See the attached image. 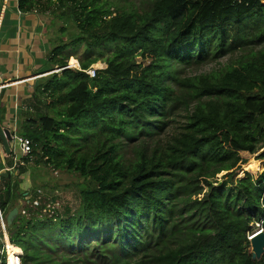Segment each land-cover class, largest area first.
Wrapping results in <instances>:
<instances>
[{
  "label": "trees",
  "instance_id": "obj_1",
  "mask_svg": "<svg viewBox=\"0 0 264 264\" xmlns=\"http://www.w3.org/2000/svg\"><path fill=\"white\" fill-rule=\"evenodd\" d=\"M16 5L21 13H48L56 30L46 61L54 70L66 67L67 51L81 45L87 53L111 50L94 76L86 70L103 64L85 55L79 69L32 84L37 104L52 107L41 97L63 89L68 103L53 116L18 123L16 133L32 144L15 172L8 169L13 152L5 154L0 142V211L24 202L6 224L7 264H19L14 254L21 264H264V252L252 259L248 236L257 223L264 233V0ZM70 25L75 32L65 38ZM245 48L220 73L178 77L172 71V61L201 64ZM146 58L152 60L143 66ZM178 105L186 111L180 130L164 142L142 140L124 157L121 137L151 134ZM32 155L36 166L77 175V210L65 206L48 216L41 197L34 204L36 188L24 176ZM240 172L245 177L238 179Z\"/></svg>",
  "mask_w": 264,
  "mask_h": 264
},
{
  "label": "rangeland",
  "instance_id": "obj_2",
  "mask_svg": "<svg viewBox=\"0 0 264 264\" xmlns=\"http://www.w3.org/2000/svg\"><path fill=\"white\" fill-rule=\"evenodd\" d=\"M134 1H137V0H134ZM6 8H7V13H6L7 19L5 23H8V25H11L10 19L15 18L14 17V13L16 9L15 0H10ZM35 14L38 16V18H41V19L43 18V22H46L45 28H44L45 31L43 30L44 32H39L38 36L40 38H49V39L55 38L53 34L56 30V27L54 25H47L49 24L48 23L49 16H47L48 13H44L43 14L44 16H42L39 13H35ZM21 17H22V22H21L22 29H21V42L19 44V52L17 54L15 51L17 46L15 43L14 32L13 30H11L8 37L3 38L4 53L3 54L0 53L1 54L0 55V68L4 72H6L4 75L6 76L8 75L7 80H11L13 78L19 79V78H23L26 76L30 77L29 79L26 78L25 80L29 83H23L22 85H20L18 89L19 95L23 96V95L28 94L26 93L28 92V90L31 94L33 92L32 84L35 81L38 82L39 80H42L43 79L42 77L51 74L54 69L50 68V63L48 61L45 62L44 60L42 64L40 63L41 62L40 60L44 58V55L46 57V60L48 59V49L50 48L49 43L44 48V50H40L39 49L40 40L36 37L35 41L32 42L33 48L30 49L31 52L30 53L28 52L26 39L30 40L32 37V33L31 31L28 30L27 26L28 24L36 26L37 20L34 19L33 17H32L33 19L29 18L28 16H26V14H23ZM74 32H75V28H73V25H70V28L65 35V38H68L69 35ZM261 46H262L261 44H257L253 48L259 49ZM110 50L111 48L107 47L106 49H101V51H94L92 53H87L83 45H81L75 50L67 51L68 54L70 55L67 60V66H69V64L71 65V61L69 63V59L71 57L76 59L78 62V58H82L85 55H87V56L100 57V62L103 64V66L101 67V64L97 62L95 64L97 65L96 67L92 65L93 68L95 69L105 68L106 64L102 62V58L105 57ZM246 50H249V48L237 50L233 53L227 54L226 56L220 57L217 60L207 59L205 63H201V64L186 65V64H180L175 61H172L171 63L172 71L178 77H185V76L188 77V76H194V75H199L202 73H210V72L220 73L224 70L225 66L229 64L236 65L237 61L240 59L241 54L246 52ZM39 56L43 58H40V59L37 58ZM151 60H152L151 58L144 59L142 61V65L147 66L151 62ZM15 61L17 62L15 63ZM137 62H141V59L139 57L137 58ZM16 64H18L19 74L18 73L16 74V68H15ZM36 65L38 67H35ZM39 66H41L40 69H39ZM73 68H78V64H77V67L73 66ZM57 69L59 68H56L54 71H57ZM11 71L14 72V74L11 75L12 73ZM168 83L171 84L172 86L174 85L171 78L168 81ZM28 84L30 86H28ZM27 86H28V90H27ZM15 90H16V87L12 88V94H11L12 101L15 100ZM5 100L6 102L9 100L8 96L5 97ZM41 100L43 101V103L51 102L52 107H48L45 104L39 105L30 96L28 97L26 102H24V105L27 106L26 107L27 110L26 111L24 110V111L27 113L29 117H32L35 120L39 119V117L42 114H49L53 116L54 109L56 111L61 112L63 108L65 107V105H67L68 103V100L65 97V89L60 91L59 94L56 95L55 97H49V98L41 97ZM185 115H186V111H185L184 106L178 105V107L174 110L173 114L168 119L165 118L164 121L160 124L159 128H156V130L155 129L150 130L152 131L151 134L142 133V135H138L137 139L135 138V140H129L124 136L121 137V141L123 144L122 149L124 151V157L125 158L131 157L133 154V147L136 146V144L140 143L142 140H146V141L152 140L154 142L156 141L164 142L167 138H169V136H171L173 133L180 130V128L186 121ZM152 116H157V115H152ZM55 117L58 118V115H55ZM64 119L62 118V120ZM52 144L54 145V143ZM41 150H42V144L38 145V148H37V151L39 153H41ZM14 151L18 153L17 145L14 146ZM244 156L249 157L248 154H244ZM254 156H250V164L247 167V170L249 172H252L254 170V166L256 163V159L254 158ZM36 158H37L36 155L31 156L29 163L26 164L29 169L27 173L24 175L27 179L28 185L36 188L38 197H37V200L34 201V204H38V200L41 197L42 201H45V203H47V206L45 209H43V212L44 214L48 216L50 214H53L54 211L56 210L58 212H62L65 206H68L72 212L77 210L80 205L78 187L76 186V182H77L76 176L77 175L74 173H70L63 168L56 169L54 168V166H52V164H49V166L48 165L47 166H36L35 165ZM0 159L2 160L1 156H0ZM8 159H9L8 162H10L11 159L10 158ZM12 161L14 162V153H13ZM16 164L22 165L23 159L19 158V161H16ZM15 165L14 163H12V166H11L12 169L16 167ZM244 177H245L244 172H240L237 175L238 179H241ZM28 190H31V189H28ZM25 195L27 194L25 193ZM25 199L27 200L29 199V197L26 196ZM15 207H17L18 212H20V210L23 209L24 207V202L17 203ZM8 212L9 211H7V213ZM1 214H2V218H5L6 214H3L2 212ZM260 231H261V228L258 223L252 224V229L248 236L250 237L251 235L257 234ZM1 238L2 237L0 234V250L3 245V242H1ZM6 240L7 239L5 238V241ZM1 257L2 259H0V262H3V252L1 253Z\"/></svg>",
  "mask_w": 264,
  "mask_h": 264
},
{
  "label": "crops",
  "instance_id": "obj_3",
  "mask_svg": "<svg viewBox=\"0 0 264 264\" xmlns=\"http://www.w3.org/2000/svg\"><path fill=\"white\" fill-rule=\"evenodd\" d=\"M10 0H0V53L3 54L4 53V46H3V38H7L8 35L10 34V31L13 30L14 32V38H15V43H16V46L17 48L15 49L16 53L18 54L19 52V44L21 42V29H22V25H21V22H22V15L23 14H26V16H28L29 18L31 19H36L37 20V24L36 26L34 25H30L28 24L27 28L29 31H31L32 33V37L30 40L26 39V44H27V50L28 52L30 53L31 52V48L32 47V42L35 41V38L37 37L39 40H40V45H39V49L40 50H44V48L48 45L47 43V40L48 38H40L38 36V33L39 32H44V28H45V23L46 22H43V18H38V16L35 14V13H21L17 10V5H16V9H15V13H14V19L11 18L10 19V22H11V25H8V23H5L6 22V13H7V8L6 6L8 5ZM16 2V0H15ZM33 17V18H32ZM49 23V22H48ZM49 25V24H47ZM44 30V31H43ZM29 45V46H28ZM6 51V50H5ZM0 54V55H1ZM37 58H43L41 56L37 57ZM47 62L46 61V57L44 55V58L41 59L40 63L42 64L43 62ZM17 61H15L16 63ZM35 67H38L37 65ZM41 66H39V69H40ZM15 68H16V74L19 72L18 70V64L15 65ZM38 69V70H39ZM12 72V71H11ZM6 72H4L1 68H0V84H3L5 85V90H4V93H3V96L0 98L2 99V101L0 102V107L3 108V115H2V123L0 125L2 126H5L9 129H15L16 130V127L18 125V123L20 121H22L23 119L29 117L27 115V113L25 112L27 109L24 105V102H26V100L28 99V97L30 96V92L28 90V86H30L28 84L27 86V90L28 93L27 95H23V96H20L19 93H18V89L20 87V85H22L23 83H29L26 80V78H30L29 76H26V77H23V78H19V79H16V78H13L11 80H7L8 78V75H4ZM14 74V72L11 73V75ZM19 74V73H18ZM16 87V90H15V100H11V94H12V88ZM8 88V89H7ZM8 96V101L6 102L5 100V97ZM25 110V111H24ZM3 149V147H2ZM14 163V162H13Z\"/></svg>",
  "mask_w": 264,
  "mask_h": 264
},
{
  "label": "water",
  "instance_id": "obj_4",
  "mask_svg": "<svg viewBox=\"0 0 264 264\" xmlns=\"http://www.w3.org/2000/svg\"><path fill=\"white\" fill-rule=\"evenodd\" d=\"M66 68H72V67L70 66L63 67V68L57 69V71L53 70L52 73L62 71ZM5 87H6L5 85L0 84V98L3 96ZM0 142L5 151V154L7 155L10 154L11 150L13 149L15 145V140L12 135V130L2 125H0ZM0 156L3 160L4 154L2 151L0 152ZM17 214H18V208L17 207L12 208L5 216L6 224L9 225L14 220V218L17 216ZM249 241H250L249 252L252 254V259H255V258L259 259L264 252V233L263 231L261 230L257 234L251 235L249 237Z\"/></svg>",
  "mask_w": 264,
  "mask_h": 264
},
{
  "label": "built area",
  "instance_id": "obj_5",
  "mask_svg": "<svg viewBox=\"0 0 264 264\" xmlns=\"http://www.w3.org/2000/svg\"><path fill=\"white\" fill-rule=\"evenodd\" d=\"M66 67H69V66H66ZM77 69H79V63H78ZM95 70L96 69L93 68V66H91L90 68H88L86 70V73L89 74L90 76H94ZM12 135H13V138L15 140V145H17V148H18V153L16 151H14V147L12 149V152L14 153V165H15L16 161H19V158L21 156L27 155L31 152V144L32 143H31V140L29 138L17 134L15 129H12ZM8 169H12V167H9ZM4 222H5V218H2V214L0 212V234L2 237L1 242H3V245H2L0 252L1 253L3 252V263L7 264L8 262H7V253H6L7 251L5 249V235L8 239V241H9V238H8V233L6 230V222L5 223ZM14 255L19 259V264H21L20 257L17 254H14Z\"/></svg>",
  "mask_w": 264,
  "mask_h": 264
},
{
  "label": "bare ground",
  "instance_id": "obj_6",
  "mask_svg": "<svg viewBox=\"0 0 264 264\" xmlns=\"http://www.w3.org/2000/svg\"><path fill=\"white\" fill-rule=\"evenodd\" d=\"M71 67H73V66H71ZM5 238L7 239L6 235H5ZM7 241H8V239H7ZM5 246H6V241H5ZM5 249H6V248H5Z\"/></svg>",
  "mask_w": 264,
  "mask_h": 264
}]
</instances>
